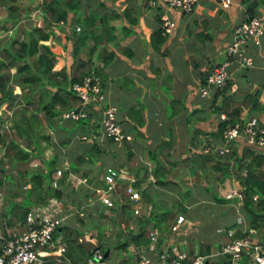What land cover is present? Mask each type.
Listing matches in <instances>:
<instances>
[{"label": "trees", "instance_id": "trees-1", "mask_svg": "<svg viewBox=\"0 0 264 264\" xmlns=\"http://www.w3.org/2000/svg\"><path fill=\"white\" fill-rule=\"evenodd\" d=\"M44 1L40 2L39 8L32 14L39 23L26 24L23 27L22 22L29 20L30 2L22 4L20 0H0V11L3 13L0 32L4 33L0 34V176L2 177V173L7 169L16 168L18 178L15 186L25 198L24 203H13L10 206L12 219L9 222L24 223L30 205H39L55 197L61 200L65 212H71L72 220H68V214V219L62 226L65 251L58 253L51 247L40 248L38 254L41 264H86V258L95 246L102 252L105 249L109 251L101 264H108L106 260L114 249L124 253L117 264H136L140 253L151 255L148 229L156 228L158 231L156 242L158 247L153 252L157 253V249L160 250L171 233L170 226L174 217L186 209L180 200H171L168 206L154 209V200L148 187L152 184L164 186L176 182L168 177L176 162L169 159L168 165L165 166L162 160L170 155L168 153L160 155V150L170 145L171 138L160 140L154 148H148L144 152L149 167H133L137 176L131 184L138 189L141 200L150 204L148 213L142 209L137 215L132 214L131 206L126 202L128 199L123 194V202H119L115 196L114 205L109 207L95 199L94 189L103 186V182L98 179L97 174L93 177H89V174L91 167L106 152L104 147L98 146L97 143L81 145V152L68 160L62 159L63 155L60 156L58 153L44 158L43 150L50 145L56 147L66 144L57 133L61 125L57 122L56 116L81 102L70 89L71 83L92 71H97L102 77L101 70L95 66L94 58L108 63L116 52L130 55L131 51L126 43L135 32L128 24L137 23L139 15L131 16L132 12L128 7L101 12L98 7L105 6L101 0ZM149 1L142 0V3ZM241 4L245 18H248L258 14V10L264 6V0H241ZM206 23L203 18L194 23V34L200 41L209 38ZM64 24L67 29H63ZM76 26H79V30L75 29ZM59 29L62 30L63 37L58 41L55 35L59 33ZM165 38L160 28L152 31L150 35L152 47L158 50ZM88 40L92 45L86 52L87 57L83 59L81 53ZM68 42L71 44L72 63L67 68ZM107 47H110V50H107ZM201 82H204V76H201ZM232 83L233 81L228 78L222 87L214 89L210 95L212 111L223 112L226 115L225 119H217L215 130L212 131L217 138L226 126L240 119L239 115L245 101L252 97L247 92L243 94L232 92ZM173 104L180 105L177 101H170V106ZM143 109V106L138 104L126 110V116L134 126L135 135L143 134L141 131L144 125ZM6 110L9 114L2 118L1 114ZM179 110L171 108L169 116L175 115ZM91 119L90 112L88 118L78 122L91 126L92 131L96 123L89 124ZM6 121L10 122L9 125H5ZM3 126H6L7 131H3ZM53 135L56 137L55 140ZM195 139L197 137L190 138V145H193ZM195 147L190 148L189 154L182 158L183 164L190 169L192 182L205 183V188H211L208 185L211 178L219 183L230 177L235 178L243 193L241 200L225 198L214 191H211V195L216 202H237L244 209L249 223L243 231L236 230L235 235L255 239L250 233L258 229L260 223L264 221V153L248 147L238 153L236 148L229 144L230 149L227 153L215 155L204 153L200 146ZM126 154L128 161L133 162L135 154L128 145ZM33 157L40 159L45 165L44 169L35 167L29 170L21 166L19 168L20 164L28 163ZM102 162L105 163L104 160ZM57 167H63V171L57 185L53 186L52 180ZM72 173L78 174L86 181L84 183L78 181L74 187L70 186L69 176ZM22 181L28 183V187L23 188ZM3 182L4 180L0 179L2 188ZM118 182L116 191L123 193L126 182L121 180ZM180 194V198L187 196L188 190ZM106 210L110 212L109 215ZM78 211H82L84 215H79ZM85 215H92L97 220V224H88L87 227L97 226L94 228V234L91 231V234L83 238L84 230L78 224L80 226L85 224ZM100 221H104V225H100ZM106 226L110 230L107 234ZM130 244L136 248L137 254L129 253ZM208 250L201 244H198L197 248L196 244V249L188 250V253L193 257ZM219 258L223 261L222 264H228L225 255L220 253Z\"/></svg>", "mask_w": 264, "mask_h": 264}, {"label": "crops", "instance_id": "crops-1", "mask_svg": "<svg viewBox=\"0 0 264 264\" xmlns=\"http://www.w3.org/2000/svg\"><path fill=\"white\" fill-rule=\"evenodd\" d=\"M42 1L29 0L27 2H30L31 7L35 9L39 8ZM46 1L48 0L44 2ZM101 1L105 5L104 7H98L101 12L110 11L111 9L120 10L123 7H128L131 9V16L134 14L139 15L137 23H127L135 32L126 43L130 48V55L116 52L113 59L108 63H103L100 59L94 58L95 66L101 70L103 77L96 71L103 82L105 96L104 100H102L106 101L105 104L116 105V118L124 131L131 134L132 139L122 143L112 141H105L101 144L97 143L98 146L104 147L106 152L91 167L89 177L97 174L98 179L102 182L101 173L107 164L124 168L128 175L135 179L137 174L133 170V167H149V163L144 158V152L148 148H154L160 140L171 138L170 145L161 149L160 155L163 156L167 153L170 155L167 159L163 158L162 160L165 166L168 165L167 160L169 159L176 162L168 174V177L176 182L168 183L164 186L152 184V186L148 187L152 193V200H154V209L168 206L171 200H180L184 203L186 209L181 214L184 216L186 222L183 225L185 230L181 233H169V237L166 238L161 248L165 249L168 246L171 250V247L175 246L176 250L182 251L186 249L190 251L196 249V244L197 248L198 244H201L209 249L201 255H215L226 239V230L229 226L243 231L249 223V218L237 202H216L213 200L211 193L205 191V183H193L190 169L183 164L182 158L189 154L190 148H194L195 146L201 147L203 140H208L215 145L222 143L220 136L217 138L212 133L215 130L218 119V113L213 112L210 105V95L213 90L209 92V96H201L199 88L202 84L201 76H204L206 67L223 60L225 48L231 40L233 27L245 18L241 0H231L232 3L226 9L221 8L216 0H197L193 10L185 15L163 4L153 6L149 3H142V0H129L128 2L124 0ZM90 5L94 6V4ZM260 13H264V6L258 10V14L256 15ZM163 15H167L173 19L176 22V27L172 34L165 36V41L157 50L151 45L150 35L152 31L160 28V20ZM29 18L31 19H26L22 22L23 27L26 24H38V21L36 22L30 16ZM202 18L207 22L206 27L208 28L209 38L200 41L194 34V23ZM62 27L63 29H67L66 24ZM58 32L55 35V39L59 41L63 36L62 30L59 29ZM263 42L264 36L258 43ZM91 45L92 42L88 40L87 46L81 53L83 59L87 57L86 52ZM70 49L71 44L68 42L66 48L67 68L72 63ZM107 50H110V47H107ZM262 50L260 45L257 51L262 53ZM245 52L247 55H250L248 44ZM261 58L264 62V54ZM251 67H255L254 62ZM247 68L239 67L235 60L231 61L229 65V75L230 73L236 75L234 79L228 76L233 81L231 91L238 94L247 92L252 95L249 100L245 101L239 118L255 116L264 121V75L253 70L249 75L251 80L246 79L241 82V80H238V76L242 72H237ZM254 73L261 75L260 79L256 80L251 77ZM170 101H177L180 105L173 104V106H170ZM138 104H141L144 108V125L141 127L142 136L135 135L134 126L126 116V110ZM171 108L180 110L175 115L169 116ZM91 115L92 119L89 124L94 122L96 123L95 128H97L101 115L100 106L93 108ZM193 122L195 124L194 129H188V125ZM60 125L57 133L59 138L65 141L66 144L56 147L53 145L51 147L48 146V148L46 147L47 149H44V154L47 157L53 153H58L60 156L63 155L62 159L68 160L71 156L81 152V145L96 143L80 140V135L88 132L91 126L77 121H63ZM192 136L193 138L197 137V139L193 140V145H190V138ZM126 145L135 154V158L131 163L127 159ZM230 145L235 147L238 153L246 147L241 137L235 139ZM259 153H264V151H260ZM32 160L33 158L29 163ZM103 160L105 163L102 162ZM36 165L37 163L34 166L27 163L26 167L32 170ZM6 172L2 173V175H6ZM7 174L14 176L12 173ZM77 175L75 173L74 176ZM4 176L1 178L4 179ZM16 178L10 183H7L5 180L2 183L5 192V204L3 206L5 212L8 213L5 216L3 214L4 229L7 232H18L24 226L21 222H9L12 219V212H9L10 206L13 203H21L22 199H24L23 193L16 189ZM77 179L81 183H84L83 180L85 179L80 176ZM209 181L210 184L208 185L214 187L218 192L217 195H221L222 197L224 196L223 193L228 190L241 187L239 182L232 177L225 179L222 183H219L214 178H211ZM186 188L187 190L191 189V191L188 190V195L183 201L180 198V193L186 190ZM94 191L96 196L97 191L95 189ZM59 206L63 208L62 202ZM78 214L84 215L82 211H78ZM84 220L85 224L81 226L78 224V226L84 230L83 237L85 238L88 234H91V231L94 234V228L97 226L87 227V225L97 224V220L92 215H85ZM99 224L104 225V221H100ZM98 227L100 229V226ZM107 233L106 231L105 234ZM250 234L253 238L264 242V221L260 223L258 229L253 230ZM91 238L94 240L93 237ZM160 253L158 250L157 253L151 251V255L149 256L158 261ZM221 261L219 255L216 254L210 264H222L223 261L222 263Z\"/></svg>", "mask_w": 264, "mask_h": 264}, {"label": "built area", "instance_id": "built-area-1", "mask_svg": "<svg viewBox=\"0 0 264 264\" xmlns=\"http://www.w3.org/2000/svg\"><path fill=\"white\" fill-rule=\"evenodd\" d=\"M196 1L150 0L149 4L153 6L163 4L182 13H188L193 10ZM216 1L221 8H227L232 3L231 0ZM175 27L176 22L169 16L163 15L161 17L160 29L162 35L172 34ZM75 29L79 30V26H76ZM263 35L264 14L253 15L237 23L231 31V40L225 48L226 59L206 67L204 82L199 88L200 95L209 96L211 90L220 88L225 84L229 76L231 61H237L239 67H251L253 59L246 54V46L250 39L256 43L260 42ZM70 89L79 97L81 102L75 107L61 111L56 116L58 123L63 121L78 122L81 119H86L93 108L100 106L99 126L92 131L89 130L81 134L80 140L101 144L105 141L122 143L132 139L131 134L124 131L116 118V105L102 103L105 95L103 82L98 73L93 71L85 73L81 79L71 83ZM225 117V113H218V118L225 119ZM236 137H241L246 147L256 152L264 151V121L255 116L236 120L223 129L220 135L222 141L220 145L203 140L201 149L204 153L224 155L230 149L229 139ZM61 168H57L55 171L52 180L53 186L57 185V180L62 173ZM10 173L15 174L16 171ZM101 179L103 186L95 188L97 191L96 200L109 207L114 205L115 196L118 197L119 202H123V194L128 199L126 202L130 204L133 215H137L142 209H145L146 213L149 212V204L141 200L138 189L131 184L134 178L128 175L124 168L106 164L101 173ZM119 180L126 182L123 193L116 191ZM83 181L85 182V180ZM21 183L23 188L28 187V183L23 181ZM4 196V189L0 186V264H41L38 250L42 247L54 248L58 253L65 251L66 243L62 235V226L66 223L68 213L59 206L61 200L51 197L45 203L30 205L25 214L23 228L18 232H7L4 229V216L8 214L3 206L5 204ZM224 197L241 200L243 197L241 187L228 190L224 193ZM255 197L253 198L255 199ZM185 222L184 216L178 213L170 226L171 233H181L185 230L183 226ZM236 230L235 227L226 230V239L216 254L225 255L228 264H264V242L258 241V239L255 240L256 238L251 239L248 236H236ZM148 236L150 240L149 250L154 252L158 247L156 246L157 229H148ZM128 251L133 255L137 254V250L132 244L128 246ZM159 251L161 253L158 261L145 253H140L136 264H210L212 258L216 255L190 257L186 249L179 251L176 250L175 246H172L171 250L168 246L165 249L160 247ZM102 260L103 252L98 246H95L86 258V264H101Z\"/></svg>", "mask_w": 264, "mask_h": 264}, {"label": "rangeland", "instance_id": "rangeland-1", "mask_svg": "<svg viewBox=\"0 0 264 264\" xmlns=\"http://www.w3.org/2000/svg\"><path fill=\"white\" fill-rule=\"evenodd\" d=\"M27 1H29V0H20V3H22V4H25V3H27ZM34 1V0H33ZM223 9H226V8H223ZM34 10H36V8L34 9L33 7H31V3H30V7H29V14H30V17H32V19L33 20H35L36 22L38 21L37 19H35L34 17H33V12H34ZM180 12V11H179ZM181 13V12H180ZM184 15L186 14V13H183ZM260 14H264V13H260ZM259 14V15H260ZM2 17V13L0 14V18ZM183 18V17H182ZM28 19H31V18H28ZM3 21V18H1V22ZM38 23H39V21H38ZM0 34L2 35V34H4L3 32H0ZM248 45H249V48H250V52H249V54H250V56L252 57V59H253V62H254V64H255V67L254 68H252V67H248L247 69H245V70H239L237 73H239V72H242V74H240L239 76H238V80H241V82L242 81H244V80H246V79H249V80H251V78L249 77V75H250V73L254 70V71H258L259 73H262V75H264V62H263V59L261 58L262 57V55L264 54V42L263 43H256V42H254L253 40H249L248 41ZM261 45V49H263L262 50V53H260V52H258L257 51V49L259 48V46ZM222 59H226V54H224V56H223V58ZM220 61H222V60H220ZM235 74H231L230 73V75H229V77H231V78H235ZM260 76L261 75H256V73H254L251 77H253V78H255L256 80H258V79H260ZM264 80V79H263ZM105 102L106 101H102V103H104L105 104ZM207 113H209V111H207ZM9 114V111L8 110H6L5 112H3L2 114H1V116H2V118H5L6 117V115H8ZM204 115H206V114H204ZM5 125H9V122L8 121H6L5 122ZM194 126H195V124H194V122L193 123H190V125H188V129H190V130H193L194 129ZM6 126H3V131H7V129L5 128ZM53 137H54V140L56 139V137L53 135ZM238 137H236V138H230L229 139V144L230 143H233L234 141H235V139H237ZM49 147H51V145L49 146ZM48 148V147H47ZM46 148V149H47ZM45 149V150H46ZM45 150H43V156H44V158H48L45 154H44V152H45ZM30 162V161H29ZM28 162V165H35V163H37V165H36V167H40L41 169H44V164L43 163H41V161H40V159L39 158H37V157H33V160H32V162L31 163H29ZM34 163V164H33ZM25 165V166H24ZM26 165H27V163H24L23 165H19V168H20V166L21 167H26ZM57 168H60V167H57ZM62 169V171H63V167L61 168ZM11 171H16V168H14V169H12V168H10L9 170H8V172H6V175L4 176V175H2V177L4 176V179L3 178H1V176H0V179H3V180H5L7 183H10L11 181H14L15 180V178H16V176H18V174H17V172L14 174V173H12V174H14V176H10L9 174H7V173H10ZM11 174V173H10ZM75 174H71L70 176H69V178H70V186H72V187H74L75 185H77L78 184V177H79V175H77V176H74ZM18 178V177H17ZM212 183V182H211ZM212 188V189H211ZM207 187L206 189H205V191H208L209 193H211V191H214L215 192V194H218V192H217V190L214 188V187ZM186 190H187V188H186ZM189 190V189H188ZM189 191H191V189L189 190ZM223 195H224V193H223ZM5 197V196H4ZM185 198H186V196H183L182 197V200L184 201L185 200ZM25 202V198L24 199H22V201H21V203H24ZM181 202V201H180ZM196 210V209H195ZM197 211V210H196ZM68 212V214H69V219L68 220H72L71 219V217L70 216H72V214H71V212L70 211H67ZM106 212L108 213V215L110 214V212L108 211V210H106ZM175 216V215H174ZM175 218V217H174ZM76 225H77V223L76 222H74ZM105 230L108 232V231H110L109 229H108V227L106 226L105 227ZM105 231V232H106ZM109 233V232H108ZM124 255V253L123 252H121V251H118V250H112V253H111V255L109 256V259H107L106 260V263H108V264H116V262L117 261H119L120 259H121V257ZM117 260V261H116Z\"/></svg>", "mask_w": 264, "mask_h": 264}, {"label": "water", "instance_id": "water-1", "mask_svg": "<svg viewBox=\"0 0 264 264\" xmlns=\"http://www.w3.org/2000/svg\"><path fill=\"white\" fill-rule=\"evenodd\" d=\"M244 163H246V160L243 161ZM231 226H229L230 228ZM109 253L108 249H105L103 252V257H105L107 254Z\"/></svg>", "mask_w": 264, "mask_h": 264}]
</instances>
